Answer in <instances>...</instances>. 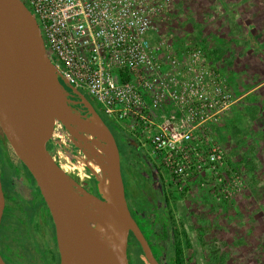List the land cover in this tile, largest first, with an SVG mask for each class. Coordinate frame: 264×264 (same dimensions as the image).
<instances>
[{
	"label": "built area",
	"instance_id": "built-area-1",
	"mask_svg": "<svg viewBox=\"0 0 264 264\" xmlns=\"http://www.w3.org/2000/svg\"><path fill=\"white\" fill-rule=\"evenodd\" d=\"M22 1L56 71L116 129L147 147L170 185L181 191L211 176L216 200L242 186L213 133L234 93L200 46L178 48L160 36L161 0ZM55 157L64 171L74 158L64 133Z\"/></svg>",
	"mask_w": 264,
	"mask_h": 264
},
{
	"label": "rangeland",
	"instance_id": "rangeland-1",
	"mask_svg": "<svg viewBox=\"0 0 264 264\" xmlns=\"http://www.w3.org/2000/svg\"><path fill=\"white\" fill-rule=\"evenodd\" d=\"M161 1L164 4L156 21L160 36L178 48L188 44L198 47L202 41L207 49L224 50L219 61L220 71L231 74L235 92L233 106L226 119L219 123L217 134L213 133L215 142L225 150V162L233 168L237 166L235 171L242 186L232 190L227 199L216 200L211 193V176L202 177L180 191L169 184L167 173L160 166L156 171L173 220L185 233L184 238L180 235L183 260L190 264H264V0ZM244 18L249 25L243 23ZM250 27L255 28L254 34L250 35ZM82 92L100 113L97 105ZM251 107L257 108L253 121L248 117ZM115 136L130 203H141L144 210L152 211L155 198L151 200L147 193L152 196L154 193L145 186L142 176L136 175L141 168L137 158L143 154L152 162L158 163L157 159L147 147L143 149L117 133ZM125 144L132 152H127ZM2 153L0 148V157ZM82 155L74 150V158L65 163V172L76 187L92 190L90 173L80 159ZM242 156L250 157L255 164L253 169L240 163ZM30 230L38 232L33 227ZM26 233L27 226L20 225L13 238L15 249L30 264H47L51 259L49 233L48 238L38 233L25 237ZM128 259L129 264H145L138 252L129 253Z\"/></svg>",
	"mask_w": 264,
	"mask_h": 264
},
{
	"label": "water",
	"instance_id": "water-1",
	"mask_svg": "<svg viewBox=\"0 0 264 264\" xmlns=\"http://www.w3.org/2000/svg\"><path fill=\"white\" fill-rule=\"evenodd\" d=\"M22 2L0 0V133L13 156L31 174L49 210L60 264H129L126 246L130 237L139 244L148 264H159L131 217L112 133L83 93L56 71L45 53L39 28ZM74 97L88 114L76 108L71 100ZM62 133L83 154L95 182L91 168L112 184L110 198L103 200L82 186L76 187L58 165L55 154ZM98 135L104 141L106 155L92 145ZM4 206L0 184V222ZM87 206L112 212V219H103L113 236L112 243L102 239L88 223ZM0 264H7L1 253Z\"/></svg>",
	"mask_w": 264,
	"mask_h": 264
},
{
	"label": "trees",
	"instance_id": "trees-1",
	"mask_svg": "<svg viewBox=\"0 0 264 264\" xmlns=\"http://www.w3.org/2000/svg\"><path fill=\"white\" fill-rule=\"evenodd\" d=\"M243 23L245 25H249L250 23L243 19ZM249 33L254 34L255 28L250 27ZM261 35H259L260 37ZM258 37V38H259ZM263 35L261 36V38ZM253 38V37H252ZM260 38V39H261ZM257 38H255L256 41ZM258 41V40H257ZM201 48L204 50L206 58L213 62V63H219V60L224 52V50L220 48H213L208 50L207 47L203 44L202 41H199ZM245 47V46H244ZM257 108L251 107L250 112L248 113V117L250 121H253L254 116L256 115ZM88 114V112H87ZM97 114L105 124V126L108 128L109 132L112 133L113 138L116 142V136L120 135L122 138L126 137L129 138L126 134L121 133L114 124L108 119L105 118L101 113L97 111ZM113 131L115 133H113ZM233 131L235 133L236 130ZM130 139V138H129ZM127 147V152H131V148L129 149V145L125 144ZM79 152V151H78ZM81 153V152H79ZM250 157L242 156L239 160L240 163H243L247 169H253L255 164L252 162ZM225 160V158H224ZM233 168V166H231ZM237 168V166L235 167ZM233 168V170H235ZM89 172V170H88ZM90 173V172H89ZM123 176V174H122ZM90 180L93 183L92 193L94 195H97L95 192V185L96 182L93 178V176L90 174ZM124 192L126 193V201L127 205L129 207V211L132 215V218L136 220L138 223L143 235L149 239L150 242V249L152 253L158 258V260L162 259L163 252H169V264H190L189 262H184V257L182 253V242L181 237L184 238L185 233L181 229L180 226L175 223V220H173V214L171 207L169 205L168 199H166L165 195L161 198H157V202H154L152 211L150 210H144L142 208L141 203H130L128 193L124 189ZM3 219L4 224L2 225L0 229V249L1 252L4 253V260L7 262V264H30L29 259H26L22 256L23 254L20 253L18 249H15V238L17 236V233L20 229L21 220L15 218V213L11 212L4 216ZM181 235V237H180ZM135 253L138 252L141 256V259L145 264H148L143 256V254L140 251L139 244L133 239L129 238L128 245L126 246V253L129 255V253ZM29 261V262H28Z\"/></svg>",
	"mask_w": 264,
	"mask_h": 264
},
{
	"label": "flooded vegetation",
	"instance_id": "flooded-vegetation-1",
	"mask_svg": "<svg viewBox=\"0 0 264 264\" xmlns=\"http://www.w3.org/2000/svg\"><path fill=\"white\" fill-rule=\"evenodd\" d=\"M65 88L70 92V90L67 87ZM71 100L75 102L76 107H79L84 114H87V109L84 107L82 103L78 102V99L76 97L71 98ZM0 148H2L3 151L2 153L3 156L0 157V179H1L0 184L5 198L4 212L2 213L1 222H0L1 227L4 224L3 222V219L5 218L4 216L8 213L14 212L15 218L21 220L20 221L21 225L23 224L27 226L28 233L25 234V237H34L35 233L36 234L38 233L39 235L42 236H46L47 233H49L51 259L48 260L47 264H60L59 253L57 252V248H56L57 242H56L55 226L54 223L52 222L51 216L49 215L50 214L49 210L47 209L40 195V192H38L35 186V181L33 180L28 170L22 165V163L19 162L18 159H16L13 156L11 149L8 147L3 137H0ZM139 157L140 159L137 158V161L140 163L139 165H141V168L136 171L137 172L136 175H138L139 177L142 176L141 178L143 179V181L146 182L145 186L152 189L154 196L150 195L149 192L147 193L145 189L143 190L149 195L147 196L151 200L155 198L154 201L152 202V204H154V202H157L158 197L161 198L163 197V195H165V193L162 190L163 185L161 183L160 177L156 172L159 170V164L152 162L149 158H147L143 154H140ZM135 168H133V170H136ZM121 174H123L122 168H121ZM138 176H136V178ZM152 179H155V182H152ZM91 191L92 190L90 188L86 189V192L93 194ZM27 213L29 214L24 217V215ZM26 217H28L27 222L25 221ZM133 220L136 222L135 219ZM32 227L34 231L36 230L38 232H31L30 229ZM146 240L149 244V249H150L149 239L146 238ZM0 253L3 257L4 253L1 252V249H0ZM152 254L154 255V253ZM168 255L169 252H163V257L160 260H158V258L155 255L154 257L159 264H169Z\"/></svg>",
	"mask_w": 264,
	"mask_h": 264
},
{
	"label": "bare ground",
	"instance_id": "bare-ground-1",
	"mask_svg": "<svg viewBox=\"0 0 264 264\" xmlns=\"http://www.w3.org/2000/svg\"><path fill=\"white\" fill-rule=\"evenodd\" d=\"M92 145L101 154L106 155V149H105L104 141L99 139V135H98V139L92 140ZM80 159H81L82 163L86 164V161L83 158V156H81ZM90 170L94 173V175L96 177L97 183L95 185V191H96L98 197H100V199L107 200V198H110L112 196V192H111L112 184L109 181H106V180L100 178L94 172V170L92 168ZM82 195L86 198H89V196L86 194H82ZM85 214H86L85 217H86L88 223H90L92 225V227L97 232V234L102 239H104L106 242L109 241L112 243L113 242V236H112L111 232L107 229L105 222H103V219L104 220L112 219V217L114 216L112 214V212L109 211L108 209L106 210L105 207L87 206V207H85Z\"/></svg>",
	"mask_w": 264,
	"mask_h": 264
},
{
	"label": "crops",
	"instance_id": "crops-1",
	"mask_svg": "<svg viewBox=\"0 0 264 264\" xmlns=\"http://www.w3.org/2000/svg\"><path fill=\"white\" fill-rule=\"evenodd\" d=\"M208 50H210V49H208ZM219 61H221V60H219ZM216 65L218 66V70L220 71L219 63H216ZM220 72L226 77L227 82H228V85L230 86V89L232 90L233 85H232V83H231V81H232V79H231V74H228V72H226V71H224V70H221ZM232 91H233V90H232ZM233 93H235V92L233 91ZM226 116H227V115H226ZM226 116H224V117L222 118V120L226 119ZM222 120H221V122H222ZM221 122H220V123H221ZM219 127H220V125H217L216 127H213V132H214L215 134H217V133H216V132L218 131L217 128H219Z\"/></svg>",
	"mask_w": 264,
	"mask_h": 264
}]
</instances>
